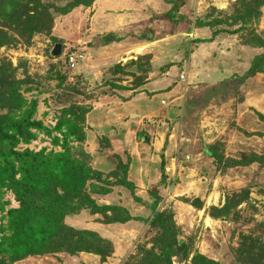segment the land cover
<instances>
[{"label": "rangeland", "instance_id": "374dc122", "mask_svg": "<svg viewBox=\"0 0 264 264\" xmlns=\"http://www.w3.org/2000/svg\"><path fill=\"white\" fill-rule=\"evenodd\" d=\"M0 264H264V0H0Z\"/></svg>", "mask_w": 264, "mask_h": 264}, {"label": "crops", "instance_id": "0c3cea01", "mask_svg": "<svg viewBox=\"0 0 264 264\" xmlns=\"http://www.w3.org/2000/svg\"><path fill=\"white\" fill-rule=\"evenodd\" d=\"M118 37H120V36H118ZM119 41H112L109 44H114V43H117ZM167 77L169 78V76H165L153 84H157V85L166 87L171 81L170 78L167 79ZM180 82L182 83V81H180ZM181 83H178L177 85H175L176 86L175 89H178L179 87H181L182 86ZM146 85L147 86H144L145 89H147L146 87H148L149 84H146ZM119 105H120L119 107L125 108V111L127 114L134 115L135 117H141V116H144V114L151 113V112H153L155 115L160 114V110H159L160 103H159V101H158V103H155V104L152 103L151 105H149L148 102L143 100L141 98V96H139V95L137 97H133L132 99L127 100L126 102H122V104L120 102ZM111 108H112V106H111ZM169 113L170 114L173 113V110H171ZM102 117H103V115H102ZM124 123H125L124 125L127 126L129 122L126 123L124 121ZM130 123H132V122H130Z\"/></svg>", "mask_w": 264, "mask_h": 264}, {"label": "trees", "instance_id": "16d2710c", "mask_svg": "<svg viewBox=\"0 0 264 264\" xmlns=\"http://www.w3.org/2000/svg\"><path fill=\"white\" fill-rule=\"evenodd\" d=\"M117 38V39H116ZM116 39V40H115ZM120 40V37L114 35V34H106L103 36L102 38V41H103V44H109L111 43L112 41H119ZM59 194L62 196V195H65L64 191H60ZM66 197H67V193H66Z\"/></svg>", "mask_w": 264, "mask_h": 264}, {"label": "water", "instance_id": "95a60500", "mask_svg": "<svg viewBox=\"0 0 264 264\" xmlns=\"http://www.w3.org/2000/svg\"><path fill=\"white\" fill-rule=\"evenodd\" d=\"M150 35L153 36L152 33ZM61 52H62V43L59 42L55 45L54 49L52 50V54L53 55H60ZM194 202L200 204L202 202V200H201V198L197 197L194 199Z\"/></svg>", "mask_w": 264, "mask_h": 264}, {"label": "built area", "instance_id": "2783aa9c", "mask_svg": "<svg viewBox=\"0 0 264 264\" xmlns=\"http://www.w3.org/2000/svg\"><path fill=\"white\" fill-rule=\"evenodd\" d=\"M71 60H73V57L71 58ZM180 77H181L182 80H185L186 79V74L183 72Z\"/></svg>", "mask_w": 264, "mask_h": 264}, {"label": "bare ground", "instance_id": "6f19581e", "mask_svg": "<svg viewBox=\"0 0 264 264\" xmlns=\"http://www.w3.org/2000/svg\"><path fill=\"white\" fill-rule=\"evenodd\" d=\"M116 39H117V38H116ZM116 39H115V40H116Z\"/></svg>", "mask_w": 264, "mask_h": 264}]
</instances>
